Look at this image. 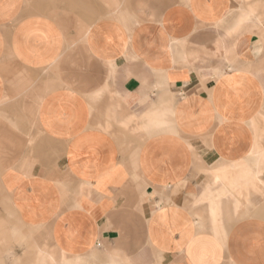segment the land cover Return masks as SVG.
Segmentation results:
<instances>
[{"label":"crops","instance_id":"0c3cea01","mask_svg":"<svg viewBox=\"0 0 264 264\" xmlns=\"http://www.w3.org/2000/svg\"><path fill=\"white\" fill-rule=\"evenodd\" d=\"M0 264H264V0H0Z\"/></svg>","mask_w":264,"mask_h":264},{"label":"bare ground","instance_id":"6f19581e","mask_svg":"<svg viewBox=\"0 0 264 264\" xmlns=\"http://www.w3.org/2000/svg\"><path fill=\"white\" fill-rule=\"evenodd\" d=\"M169 113V112H168ZM175 122V121H174Z\"/></svg>","mask_w":264,"mask_h":264}]
</instances>
